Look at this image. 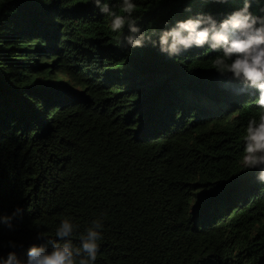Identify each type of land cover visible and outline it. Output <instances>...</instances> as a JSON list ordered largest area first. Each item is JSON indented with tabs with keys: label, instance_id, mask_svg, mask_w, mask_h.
<instances>
[{
	"label": "trees",
	"instance_id": "obj_1",
	"mask_svg": "<svg viewBox=\"0 0 264 264\" xmlns=\"http://www.w3.org/2000/svg\"><path fill=\"white\" fill-rule=\"evenodd\" d=\"M133 3L149 35L242 6ZM110 25L94 0H0V259L50 252L63 219L77 248L101 219L95 264H264V184L242 160L258 93L219 51L170 58Z\"/></svg>",
	"mask_w": 264,
	"mask_h": 264
},
{
	"label": "clouds",
	"instance_id": "obj_2",
	"mask_svg": "<svg viewBox=\"0 0 264 264\" xmlns=\"http://www.w3.org/2000/svg\"><path fill=\"white\" fill-rule=\"evenodd\" d=\"M210 4H226L228 0H206ZM95 6L102 14L111 18L112 32H119L125 26L129 31L127 43L131 48H141L145 42L158 46L162 54L177 57L193 48H205L222 53L214 63L224 66L233 80L240 83V93L254 89L257 99L254 101L261 115L259 119L248 121L244 137L243 163L248 168L258 169L257 181L264 184V0H242V6L229 12L222 20H217L211 13L189 15L187 19L178 20L169 29L151 35L142 32L132 18L137 5L133 0H122L118 5L120 15L111 11L109 4L102 0H94ZM256 4L260 15L251 9ZM191 13L190 7L185 8ZM153 36L158 39L153 40ZM224 74L223 72L221 73ZM20 211V210H17ZM9 228L10 218H3ZM75 225L69 219H63L56 228L57 239H47L52 250L44 246H32L27 252V260L19 259L10 252L0 264H95L99 250L98 241L102 239L103 223L101 219L92 222L80 239V246L73 248L70 237ZM47 238L40 233L37 239ZM10 247H15L9 242Z\"/></svg>",
	"mask_w": 264,
	"mask_h": 264
}]
</instances>
